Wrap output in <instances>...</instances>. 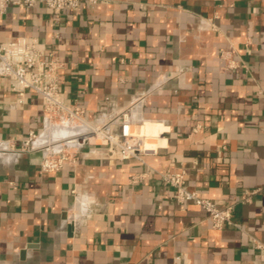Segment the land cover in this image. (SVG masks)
<instances>
[{"label":"crops","instance_id":"crops-1","mask_svg":"<svg viewBox=\"0 0 264 264\" xmlns=\"http://www.w3.org/2000/svg\"><path fill=\"white\" fill-rule=\"evenodd\" d=\"M22 37L64 64L86 121L130 107L146 151L105 158L85 127L47 126L40 97L19 101L0 76V264H264V0H97L59 17L9 6L0 43ZM59 143L76 161L41 173L42 147ZM178 169L232 207L231 224L176 201L160 174Z\"/></svg>","mask_w":264,"mask_h":264},{"label":"built area","instance_id":"built-area-1","mask_svg":"<svg viewBox=\"0 0 264 264\" xmlns=\"http://www.w3.org/2000/svg\"><path fill=\"white\" fill-rule=\"evenodd\" d=\"M85 2L92 6L97 0H0V15H3L9 6L29 9L42 5L55 17H59L64 11L78 13ZM220 56L227 67H233L229 52H222ZM63 65L53 52L46 51L44 44L36 38L22 37L0 43V76L8 79L9 88L17 94L19 101L27 92H33L40 97L47 126L65 123L85 127L87 136L100 141L105 158L117 161L136 159L143 162L146 147L142 137L131 132L128 114L131 108H126L104 121H86L82 109L64 95L59 82V71ZM35 138L34 133L29 134L23 143L25 151L35 150L32 146ZM42 151L43 157L39 165L41 173L59 171L65 163L76 161L75 156L63 147L55 150L49 144L43 146ZM160 179L174 189V198L179 204L190 201L201 207L214 229L231 224L232 207H218L212 201L189 191L184 169L167 170L160 174ZM249 195L250 193H247L241 200L248 201Z\"/></svg>","mask_w":264,"mask_h":264},{"label":"bare ground","instance_id":"bare-ground-1","mask_svg":"<svg viewBox=\"0 0 264 264\" xmlns=\"http://www.w3.org/2000/svg\"><path fill=\"white\" fill-rule=\"evenodd\" d=\"M50 130H51V129H50ZM51 131H52V130H51ZM63 135H64V134H63ZM65 135H66V134H65ZM65 137H66V136H65ZM65 143H68V142L66 141ZM57 146H58V148H62V147H61L62 145H57ZM57 146H56V147H57ZM54 148H55V146H54Z\"/></svg>","mask_w":264,"mask_h":264},{"label":"rangeland","instance_id":"rangeland-1","mask_svg":"<svg viewBox=\"0 0 264 264\" xmlns=\"http://www.w3.org/2000/svg\"><path fill=\"white\" fill-rule=\"evenodd\" d=\"M62 144H64V142H62ZM61 143H59L58 145H62ZM53 146V145H52Z\"/></svg>","mask_w":264,"mask_h":264}]
</instances>
